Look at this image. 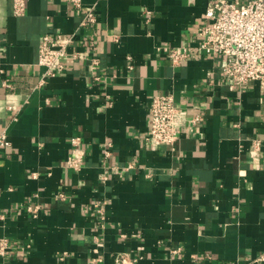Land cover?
I'll return each instance as SVG.
<instances>
[{
  "label": "crops",
  "instance_id": "obj_1",
  "mask_svg": "<svg viewBox=\"0 0 264 264\" xmlns=\"http://www.w3.org/2000/svg\"><path fill=\"white\" fill-rule=\"evenodd\" d=\"M26 1L17 17L14 0H0V133L12 144L0 149V238L11 243L0 264L264 256V87L232 88L224 60L205 52L179 66L169 58L197 47L210 0H83L98 16L85 27L68 0ZM45 34L74 44L66 70L38 87ZM167 93L203 120L154 149L150 105ZM75 138L77 171L67 166Z\"/></svg>",
  "mask_w": 264,
  "mask_h": 264
},
{
  "label": "built area",
  "instance_id": "obj_2",
  "mask_svg": "<svg viewBox=\"0 0 264 264\" xmlns=\"http://www.w3.org/2000/svg\"><path fill=\"white\" fill-rule=\"evenodd\" d=\"M72 8L84 11L81 27L95 25L98 16L95 6L85 7L83 0H68ZM27 11L26 0H14L13 13L17 17L24 16ZM200 41L195 48L184 47L173 49L169 58L174 66L192 59L196 54L205 52L210 56H218L224 60L225 78L232 83V88L246 89L252 82H259L264 87V0H248L245 3L227 0H210L205 20L199 29ZM74 44L73 37L61 34H45L39 46L38 66L44 69L39 81L44 86L50 79L56 78L66 70L65 60L70 58L69 48ZM79 52L71 58L78 59ZM99 61L91 64L92 77L101 81L98 73ZM4 86L11 87L8 80ZM150 129L146 142L154 149L173 145L184 128L194 127L202 122L199 113L190 116V108L180 105L173 94H160L153 98L150 105ZM79 138L72 141V155L67 166L75 171L84 163V155L78 148ZM6 131L0 133V149L11 147ZM259 143H255L253 156L258 155ZM11 243L0 238V256L5 257ZM138 259H130L127 254L118 258V264H138ZM249 264H264L261 256Z\"/></svg>",
  "mask_w": 264,
  "mask_h": 264
}]
</instances>
